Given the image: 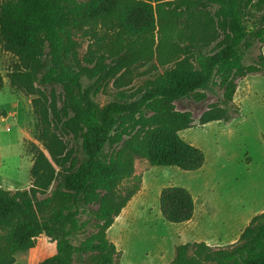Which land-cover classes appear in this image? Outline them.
<instances>
[{
	"label": "trees",
	"instance_id": "obj_1",
	"mask_svg": "<svg viewBox=\"0 0 264 264\" xmlns=\"http://www.w3.org/2000/svg\"><path fill=\"white\" fill-rule=\"evenodd\" d=\"M262 1L250 11L243 0H0V50L15 58L17 77L62 89L61 127L79 140L76 149L62 148L50 133L47 112L31 100L34 138L49 158L33 144L28 189L0 187V264H11L13 254L30 249L39 235L54 243V253L36 264H115L118 252L106 232L139 191L134 161L182 171L204 164L203 152L179 136L192 127V115L176 110L174 103L188 97L202 101L206 92L217 90L219 103L204 110L198 122H228L238 114L233 104L237 80L250 74L264 77L261 53L243 63L254 44H264ZM205 4L216 8L222 32L215 51L208 50L214 28L197 33L194 26ZM170 5L176 8L166 12ZM180 18L185 25L178 29L174 20ZM100 28L126 43L116 64L155 53L160 66H166L173 61L168 51L175 53L174 40L184 47L178 53L184 57L149 82L137 99L128 101L119 92L118 101L100 106L91 99L93 84L82 83L83 75L100 79V54L92 68L83 67L74 37L85 29L98 36L100 45ZM158 206L162 219L173 224L188 222L194 212L192 195L182 187L161 188ZM88 225L93 231L75 245ZM169 264H264V212L251 217L235 243L217 248L204 242L180 244Z\"/></svg>",
	"mask_w": 264,
	"mask_h": 264
},
{
	"label": "rangeland",
	"instance_id": "obj_2",
	"mask_svg": "<svg viewBox=\"0 0 264 264\" xmlns=\"http://www.w3.org/2000/svg\"><path fill=\"white\" fill-rule=\"evenodd\" d=\"M258 1L248 3L243 0L250 11L255 10L253 4ZM174 8L175 5H170L164 10L171 12ZM260 8V13H264V0ZM200 14L202 17L194 22L195 29L199 33L206 28L209 30L208 26L214 28L216 37L208 50L215 51L222 37L217 27L216 8L205 4L201 6ZM174 24L179 29L185 21L175 19ZM155 29L157 44L158 25ZM74 37L78 43L77 58L83 67L92 68L100 54V79L97 74L89 79L82 76L84 85L93 84L91 99L100 106L118 101L119 92H123L128 101L137 99L149 82L184 57L178 54L184 47L174 40L175 55L168 51V57L173 61L166 66H160L155 53L143 61L116 64L115 56L121 54L120 49L126 43H117L114 34L100 28V45L98 36L85 29L76 30ZM259 53L264 56V44L256 43L246 53L244 65L251 63ZM16 64L14 57L0 50V187L9 191L28 189L33 144L49 158L34 138L36 121L32 99H37L40 109L47 112L50 133L62 148L73 150L79 143L70 129L61 127L65 121L60 111L62 89L42 85L37 80H22L16 75ZM220 98V92L215 90V93L206 92L202 101L188 97L174 103L176 110L192 115V127L180 131L179 136L203 152L204 164L200 169L182 171L171 166H150L143 159L134 161V174L141 178L139 191L106 232L108 240L117 245L115 264H168L177 245L237 234L252 214L264 212V77L250 74L237 80L233 104L238 114L228 122L215 121L201 126L198 122L200 114L211 104L219 103ZM53 186L54 183L49 189ZM123 186L130 184L124 182ZM166 186L182 187L192 195L194 217L190 227L162 219L158 196L160 189ZM45 195L37 194V198ZM86 218L87 214H82V220ZM92 231L91 226H86L76 236L74 244ZM53 253L54 243L39 235L33 239L30 249L13 254L11 264H36ZM74 264L83 263L74 260Z\"/></svg>",
	"mask_w": 264,
	"mask_h": 264
},
{
	"label": "crops",
	"instance_id": "obj_3",
	"mask_svg": "<svg viewBox=\"0 0 264 264\" xmlns=\"http://www.w3.org/2000/svg\"><path fill=\"white\" fill-rule=\"evenodd\" d=\"M261 208H263V207H261ZM120 215V214H119ZM119 215L114 219V221H116L117 219H119ZM255 214H252V216H250L246 221H245V224H244V227L248 224L247 222H249V220L251 219V217H253ZM193 217H194V212H193V216H192V218L188 221V222H185V223H183V227H185V228H187V227H190L191 225H192V223H193ZM113 221V223H115ZM113 223H112V225H113ZM111 225V226H112ZM110 226V227H111ZM244 227H243V229H244ZM242 229V230H243ZM241 230V231H242ZM241 231L239 232L238 231V233L237 234H233V235H230V236H227V237H222V238H219V239H215V240H213V239H209L208 241H205L204 243L205 244H207L208 246H214V245H226V246H228V245H231V244H233V243H235L236 241H237V239L239 238V235H240V233H241ZM114 245H115V247L117 248V245L115 244V242H112ZM181 244H184V242L183 243H181ZM172 261V258H171V254H170V260H169V263ZM168 263V264H169Z\"/></svg>",
	"mask_w": 264,
	"mask_h": 264
}]
</instances>
